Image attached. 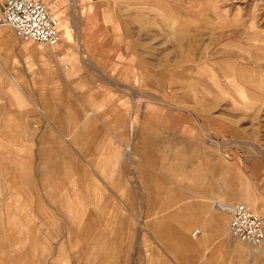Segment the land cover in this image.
I'll return each instance as SVG.
<instances>
[{
  "label": "rangeland",
  "instance_id": "rangeland-1",
  "mask_svg": "<svg viewBox=\"0 0 264 264\" xmlns=\"http://www.w3.org/2000/svg\"><path fill=\"white\" fill-rule=\"evenodd\" d=\"M41 1L54 7L59 47L0 26V130L10 126L7 139L0 133V220L7 226L12 208L17 226L5 232L0 264L25 247L30 264H54L62 248L58 264L82 262L84 242L68 229L71 215L36 178L38 150L54 142L61 156L72 150L78 171L90 175L93 198L74 202L86 217L104 207L98 230L115 264H264V242L255 247L235 238L230 214L216 207L223 194L224 204L244 203L264 220V0ZM63 34L81 60L76 74L51 73L46 64L44 55H53L60 67ZM74 107L81 112L74 122L87 121L97 133L91 154L55 127V115ZM42 109L47 116H39ZM145 123L146 144L138 138ZM20 155L32 180L17 196ZM40 197L54 226L39 214ZM162 215L175 242L195 217L182 231L206 243L170 253L157 236ZM9 233L21 244L9 246Z\"/></svg>",
  "mask_w": 264,
  "mask_h": 264
},
{
  "label": "crops",
  "instance_id": "crops-1",
  "mask_svg": "<svg viewBox=\"0 0 264 264\" xmlns=\"http://www.w3.org/2000/svg\"><path fill=\"white\" fill-rule=\"evenodd\" d=\"M65 24V22H64ZM64 36V40L67 43L66 48H64V51L62 53H57L59 58V65L56 62H54L53 55H46L43 53L44 56H46V64L50 65L49 71L52 72H65L67 75L76 74L80 68L81 60L79 57H77V53L73 50L72 44L69 43L70 39H66L67 36ZM2 43H0L1 45ZM62 43L59 42L55 48L59 47ZM6 55V54H5ZM4 56V55H3ZM2 56V63L5 62L4 57ZM48 56V57H47ZM62 56V58H60ZM65 66H67L65 68ZM49 71H46V75L49 73ZM60 71V72H59ZM161 74H163V70L161 71ZM85 79L82 77V80ZM59 80L61 81V77L59 76ZM46 95L44 93L41 94V100L42 105L46 106L45 102ZM85 112V110H83ZM80 109L77 107H74L72 109H68L65 112H61L58 115H55L56 120L60 122L57 126L55 125L56 129L59 131H62L63 129L68 130L69 137L71 136V144H75L80 147V151H84L86 153L91 154L92 149L89 147L91 142H93V137L97 134L95 133V130L93 128V125L89 122H85L82 124H77L74 122L75 117L74 115H79ZM39 116L45 117L46 115V109L41 110V114ZM73 116V117H71ZM133 122V119H132ZM65 123H67V126L65 128ZM40 126L39 122L35 123L32 122L30 127H33L35 129H38ZM145 130L141 133V135L138 136V138L141 140V142L148 141L149 133H150V125L145 123L144 124ZM10 131V126L8 122L3 123V126L0 130L1 136H4L5 139H7V133ZM46 135H43L40 140L41 142L45 141ZM57 145L56 142L52 144V146L44 147L42 149H39L38 158L39 161L37 163L36 168V178L38 182L42 183L43 186L48 190V196L49 200L51 201H58L60 203H63L62 206L64 209L71 215L72 221L71 224H69L68 229H71L72 232L75 233V237L77 241L84 242V245L82 247V262L80 264H115L114 261V253L111 250V248L108 246L107 241L105 240L104 235L98 230V226L102 221L104 214V207H97L95 209V213H90L89 217H86L84 215H80L77 212V204L74 202L75 199L79 198L81 196L83 199H85L86 202L88 200L92 199V188L88 184L90 175L85 171H78L79 166V160L75 158L71 152H64L66 155L61 156L62 153L59 150H56L55 146ZM61 154V155H60ZM21 172V179H19L18 185H17V196L21 195V188L23 187V182L32 180V167H30L29 162H24L23 157L20 155L19 159V165L17 166ZM203 171V170H202ZM202 171H199L198 174H202ZM196 174V175H198ZM194 175V177L196 176ZM22 183L19 184V183ZM88 184V187L86 190L79 189L77 190L76 186L78 185H84ZM209 184V183H208ZM197 186V182L195 181L194 187ZM163 186L161 185V193L159 200V204H161L163 212V209L166 208V205L164 204V196H163ZM62 191H65L64 194ZM223 199V194H220ZM92 197V198H91ZM175 199V198H174ZM219 199L216 203V207L218 210H221L220 205L224 204V200ZM39 203V214H43L46 218H50V223L54 226L55 222L53 221V217L50 216V213L47 209V207L44 204V200L40 197ZM174 201V200H173ZM246 202V200H243ZM15 202L9 201L7 202L8 205H12ZM248 203V202H246ZM179 208H181L179 206ZM204 209L206 207H203ZM225 212V211H224ZM13 209L9 208L8 215H7V221L8 225L6 226L2 220H0V248L4 246L6 243L4 238L7 236L6 231L9 230H15L16 224L12 222L14 217H12ZM166 216L162 215L160 218L157 219V223L163 227V235H157L159 238V241L161 245L164 246V248L169 251L172 254H177L181 252L182 250L185 251V253L189 254V252H195L201 245H204L206 243V239L203 237L198 241L192 240L186 232L182 231V229L189 228L196 220L195 217H190L189 221L187 223L182 225V229H180L178 233V240L176 242L170 238L169 235V226L166 224ZM174 219H179V216L175 214L173 216ZM156 223V224H157ZM155 224V225H156ZM196 232V231H195ZM193 233V235L195 234ZM9 246H17L21 244L20 240L15 238V235L13 233H9ZM43 249L47 250L49 242L47 238H43ZM261 247V246H258ZM63 248L60 249V254H62ZM4 252V250H3ZM60 254L58 255L56 261L54 264H58L59 260L61 259ZM30 250L25 248H20L19 250H15V253L10 256L8 261L10 264H30Z\"/></svg>",
  "mask_w": 264,
  "mask_h": 264
},
{
  "label": "built area",
  "instance_id": "built-area-1",
  "mask_svg": "<svg viewBox=\"0 0 264 264\" xmlns=\"http://www.w3.org/2000/svg\"><path fill=\"white\" fill-rule=\"evenodd\" d=\"M54 7L41 0H5L0 12V26L12 27L17 37L47 47L61 40ZM231 216L230 232L239 240L253 246L264 242V220L244 203L228 206ZM200 231H197L199 233Z\"/></svg>",
  "mask_w": 264,
  "mask_h": 264
},
{
  "label": "bare ground",
  "instance_id": "bare-ground-1",
  "mask_svg": "<svg viewBox=\"0 0 264 264\" xmlns=\"http://www.w3.org/2000/svg\"><path fill=\"white\" fill-rule=\"evenodd\" d=\"M54 47V46H53ZM60 58H62V56L60 57ZM67 66H65V68H66ZM228 206H229V204H222V205H220V207H221V209L223 210V211H225L226 213H229V211H228ZM197 232V231H196ZM196 232H195V234L194 235H196ZM255 247H258V246H255Z\"/></svg>",
  "mask_w": 264,
  "mask_h": 264
}]
</instances>
